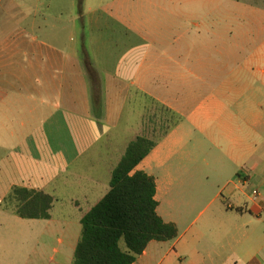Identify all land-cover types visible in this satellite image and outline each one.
<instances>
[{
	"label": "crops",
	"instance_id": "1",
	"mask_svg": "<svg viewBox=\"0 0 264 264\" xmlns=\"http://www.w3.org/2000/svg\"><path fill=\"white\" fill-rule=\"evenodd\" d=\"M224 5L0 0V201L53 197L49 219H22L45 221L42 239L61 231L56 264H73L82 218L138 138L153 147L133 172L155 179L178 237L133 264H264V21L252 19L264 10ZM174 192L213 193L218 210L181 227L160 212Z\"/></svg>",
	"mask_w": 264,
	"mask_h": 264
},
{
	"label": "trees",
	"instance_id": "2",
	"mask_svg": "<svg viewBox=\"0 0 264 264\" xmlns=\"http://www.w3.org/2000/svg\"><path fill=\"white\" fill-rule=\"evenodd\" d=\"M88 70L97 109L99 83L90 66ZM152 147L153 143L142 138L128 146L113 170L110 190L82 218L73 264H133L150 241H172L178 237L176 225L166 223L157 213L155 179L142 171L133 172ZM11 194L19 217L50 218L52 196L23 188H15Z\"/></svg>",
	"mask_w": 264,
	"mask_h": 264
},
{
	"label": "rangeland",
	"instance_id": "3",
	"mask_svg": "<svg viewBox=\"0 0 264 264\" xmlns=\"http://www.w3.org/2000/svg\"><path fill=\"white\" fill-rule=\"evenodd\" d=\"M236 1L225 0V9L239 11L251 6L264 10V0ZM252 19L256 21L257 25H260L264 21V14L258 12ZM240 21L242 24H247L249 17H241ZM83 56L88 60V55L83 54ZM2 195L0 193V196ZM213 195V193L203 194L202 198L197 193L178 194L174 192L165 194L161 199L162 208L160 212H171L180 218L182 216L181 227H186L193 222L195 225H199L209 214L218 210L219 204L217 202L211 203ZM5 197L0 201V264H56L59 256L55 253V249L59 251L64 249L59 240L63 238L61 231L56 230L52 234L53 238L42 239L40 236L45 232L46 222L22 219L16 212L17 203L13 200L12 194L8 193ZM170 200L175 204L174 208L171 209L168 206ZM189 203L191 205H187ZM57 213L58 210H55L54 216L56 218ZM261 228H264V225H261ZM27 235L32 237L27 238Z\"/></svg>",
	"mask_w": 264,
	"mask_h": 264
},
{
	"label": "built area",
	"instance_id": "4",
	"mask_svg": "<svg viewBox=\"0 0 264 264\" xmlns=\"http://www.w3.org/2000/svg\"><path fill=\"white\" fill-rule=\"evenodd\" d=\"M253 196H255L256 198L260 196V193L257 190L253 191Z\"/></svg>",
	"mask_w": 264,
	"mask_h": 264
}]
</instances>
